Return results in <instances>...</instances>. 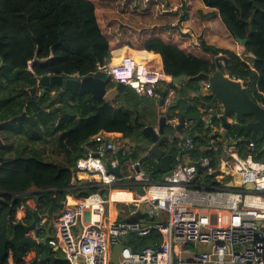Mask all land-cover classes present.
I'll return each mask as SVG.
<instances>
[{
	"label": "trees",
	"instance_id": "obj_1",
	"mask_svg": "<svg viewBox=\"0 0 264 264\" xmlns=\"http://www.w3.org/2000/svg\"><path fill=\"white\" fill-rule=\"evenodd\" d=\"M200 1L207 12L201 13V22L217 16L234 39L248 40L244 49L247 60L207 44L201 36L197 38L201 45L194 44L192 36L184 33L183 24L190 20L189 14L183 8L177 13L160 11L161 3L157 0H124L118 9L111 5V0H0V132L7 133V125L17 120H50L53 133L59 135L58 149L66 157L64 163L52 162L31 154L34 151L15 150L11 143L0 146V199L5 200L0 203V230L2 216L10 209L16 194L38 191L30 197L39 199L38 211H27L22 223L29 226L36 220V214L43 216L48 210L56 209L54 200L63 203L67 189L74 185L71 169L76 168L85 147L96 135L119 133L132 141L143 140V128L152 124L146 117L156 119L155 112L144 106L148 99L124 85H118L116 100L106 104L91 95L72 96L64 88L56 90L57 86L45 88L37 77L91 76L97 72L98 65L110 62L113 51L125 47L160 55L164 71L174 78L196 77L216 72L214 51H217L229 59L226 74L241 80L254 100L264 106V0ZM132 3L136 5L134 8L140 6L142 12L128 11ZM163 7L166 11L174 9L170 4ZM135 53L142 55L140 57L148 55ZM36 56L40 61H48L31 65ZM196 86L194 81L181 86L182 100L177 107L180 116L185 114L187 122L192 123L200 116L201 101L198 97L188 101L187 97L196 91ZM57 105L62 108L52 110ZM189 130L188 134L193 137ZM199 133L200 137H193L195 150L191 156L195 162L209 159L206 176L210 170L218 168L225 154L221 145H211L210 130L200 126ZM0 140L4 139L0 136ZM238 151L243 158L248 155L245 146H240ZM254 155L257 161L264 162V150H257ZM175 156L176 152L174 159ZM151 173L155 179H160L156 167ZM211 181L208 176L207 182ZM20 206L17 204L15 208ZM15 219L13 214L8 235L21 240L25 231L18 226L20 223L12 224ZM129 219L148 221L141 211ZM160 242L161 235L153 230L146 237L132 236L130 246L140 252ZM30 250H22L21 257ZM35 251L44 259L41 264H53L46 247L38 246ZM9 254L14 256L15 262H20L12 247ZM54 264L68 263L59 257Z\"/></svg>",
	"mask_w": 264,
	"mask_h": 264
},
{
	"label": "built area",
	"instance_id": "obj_2",
	"mask_svg": "<svg viewBox=\"0 0 264 264\" xmlns=\"http://www.w3.org/2000/svg\"><path fill=\"white\" fill-rule=\"evenodd\" d=\"M117 51L111 53L108 64L98 65L97 72L111 77L114 84L129 87L138 96L157 102L162 98L161 91L167 90L159 113L161 117L170 114L182 85L174 83V77L164 71L161 63H142L130 56L115 63L120 55L113 57ZM199 85L200 90L191 92L190 99L200 93L207 96L202 90H209L210 82L203 80ZM208 118V110L204 109L203 123L206 124ZM169 120L167 125L176 129L179 118ZM185 126L190 129L192 122H186ZM122 137L102 132L93 138V142L100 145L99 149L88 151L78 160L73 181L75 175L79 179L87 176L94 184L82 189L74 185L68 188L61 213L51 218L41 217L27 236L39 242L52 225V237L47 244L55 253H61L68 264H112L114 247L124 245L128 235L146 237L153 230L161 235L160 244L140 252L124 245L119 264H264V162L255 159V143L249 145L245 158L237 148L230 146L222 173L218 169L210 170L208 176L212 181L203 184L197 182L196 164L189 161L195 150L194 138L189 134L171 139L177 146L171 176L155 179L151 171L145 169L148 159L136 161L131 157L127 161L128 175L117 176L107 169L101 157L103 151L115 157H128ZM228 141L234 144L236 139L228 137ZM199 162L204 170L209 167V159ZM110 164L118 167L119 159L115 158ZM136 188H143L145 195L139 196ZM88 190L92 191L90 196H80L71 204L72 193ZM103 190L104 194H99ZM114 191L135 194V199L128 202L131 210L122 214L116 212V201L110 196ZM35 194L38 191L15 195L28 198L27 203L19 207L22 211H38L37 198H30ZM142 206L148 221L130 220ZM15 218L12 224L20 223L17 214ZM19 261L15 262L14 256L9 255L6 264H41L44 259L30 250Z\"/></svg>",
	"mask_w": 264,
	"mask_h": 264
},
{
	"label": "water",
	"instance_id": "obj_3",
	"mask_svg": "<svg viewBox=\"0 0 264 264\" xmlns=\"http://www.w3.org/2000/svg\"><path fill=\"white\" fill-rule=\"evenodd\" d=\"M161 3H164L166 0H159ZM185 34L191 35L193 38V42H196V36L192 31H184ZM235 41L244 48H246L248 40H241L236 38ZM215 54V64L217 67L216 72L212 74H204L201 73L196 77H187L182 75L180 77L174 78V83L178 86L190 81H194L197 83L196 90H200L199 83L203 80L210 82L209 90H202L206 92L207 96L204 97L202 93L198 95V99H200L199 106V118L195 121L190 127V134L193 135L194 138L200 137L199 127L204 126L205 129L210 130L211 136V145L219 146L221 144H226V148L230 146H234L235 148H239L240 146L249 147L251 143H255L257 146V150H264V106L254 100L250 89L245 87L241 80H235L226 74V69L229 66V59L220 55L219 52L214 51ZM48 60L40 61L38 57L34 59L31 65H34L38 62L46 63ZM39 83L45 87H62L64 88L70 95L77 97H84L86 95H91L94 99L102 100L106 104L114 102L119 95L118 86L112 87L111 77L106 76L103 72H96L95 74L87 77H77L72 76L66 79L64 76H44L42 78L37 77ZM167 90L161 91V100L160 105L163 104V98L166 96ZM44 95V92H42ZM206 98H211L210 101H206ZM181 95L179 94L177 97V104L173 109H176L181 100ZM188 101H192L189 97H187ZM62 108V106H60ZM54 108L53 110H55ZM208 110V122L203 123L202 116L203 110ZM176 116L174 114H167L163 116L159 120V130L158 133L154 130L153 126H147L143 129L142 134L152 143V145L147 143H142L141 146L149 151V153L157 158L160 163L157 164V170L161 174L162 179H165L172 175L173 167H174V157H173V149L174 146H170L167 152L161 150V145L167 140L165 136L166 130V121L167 119H173ZM179 118V125L176 127L177 131H182L186 129L187 116L182 114ZM160 135L162 136L160 140ZM228 137H233L236 139V142L232 144L228 141ZM130 143V141H129ZM3 145L0 140V146ZM132 148H136L137 145L130 143ZM107 154V152H105ZM107 169L116 174L119 177H122L121 169L125 162H127L130 158H121L119 159V166L113 168L111 164L107 161L105 156L101 157ZM197 166V179L202 174L203 167L200 162L196 163ZM139 172V170H137ZM71 172H74V168L71 169ZM208 175L204 176L202 179V183L206 184V180ZM252 190L255 189L253 185H251ZM136 193L139 196L145 195V190L143 188H136ZM104 190L100 191L99 194H104ZM80 196H90L92 191H81ZM27 196H16L13 199V203L10 206V209L3 214L2 216V225L0 230V264H6V261L9 257V248L12 247L15 250V255L18 260L21 259V251L26 248H30L31 250H35L38 246H44L47 248L50 257L49 260L53 262V264L58 260L55 258V252L48 246L47 242L51 239V229L52 225H49L44 238H42L39 242L30 238L26 234L33 230L41 217L51 218L53 214V209L48 210L45 215L40 216L36 214V220L34 223L29 225H24L20 222L21 225H18L25 231V237L21 240H18L16 237H10L8 235V227L10 224V217L17 212L18 209L15 208V205H25L27 203ZM39 202V199H37ZM4 199H0V203H4ZM55 206L54 208H59L60 211L64 209L63 204H58L54 200ZM33 212V211H32ZM141 212L145 214L144 207H141ZM36 213V212H35ZM131 235L127 236L126 242L124 245L129 246L131 242ZM124 245H118L114 247L112 252V264H119V257L124 248Z\"/></svg>",
	"mask_w": 264,
	"mask_h": 264
},
{
	"label": "rangeland",
	"instance_id": "obj_4",
	"mask_svg": "<svg viewBox=\"0 0 264 264\" xmlns=\"http://www.w3.org/2000/svg\"><path fill=\"white\" fill-rule=\"evenodd\" d=\"M141 1H148V0H141ZM158 3L160 2L159 0H157ZM121 2V3H120ZM124 0L120 1V0H111V5L115 8L118 9L119 7L122 6ZM135 2H138V0H135ZM161 3V2H160ZM159 3V4H160ZM166 4H170L171 7H173L174 9L166 11L163 7ZM201 1L200 0H166L164 3H161L160 5V11H164V12H178L180 10V8H183V10H185L190 17V20L185 22L183 24L184 29H187V31H192L193 34L196 36V39L201 36V34L196 33L195 31L198 30V28H200L198 25L200 24V19L203 13V11L206 10V8L202 7L203 5H201ZM136 6V5H135ZM134 3H132V7L128 8V11H132L134 10V12H142V9H139L140 6H137V8H134ZM141 6H143V3L141 2ZM134 8V9H133ZM203 8V9H202ZM164 9V10H163ZM202 10V12H201ZM144 12V11H143ZM202 13V14H201ZM177 24V23H176ZM224 25L221 21V19L219 17H215L213 19V25L211 28H209L206 31L205 34L208 36V40H206L207 38H205L204 40L207 42V44L215 46L216 48L220 49V50H229L231 52H234L235 54H237L238 56L245 58V48L244 46H242L239 43H235V39L231 36L229 39H219L218 37H220V31L224 30L223 29ZM212 32V36L213 37H209V35ZM202 38H204L203 36H201ZM194 43V42H193ZM197 45H201L199 43L198 40H196L195 42ZM194 43V44H195ZM125 49V48H124ZM220 55H224L222 53H219ZM131 56H135L134 53L132 52L131 54H128ZM117 53L113 54V57H116ZM247 60V59H246ZM183 85V84H182ZM114 86V84L112 83V87ZM56 87V86H54ZM62 87H57L56 90H61L63 91ZM53 95H55V92L53 93ZM148 99V98H145ZM52 102V101H51ZM54 108H60L58 105L54 106ZM52 109V110H53ZM7 130L8 132L6 133L5 131H1L0 132V136L4 139L2 141V143L4 144H12L14 149L16 150H21L24 149L26 150L27 153L34 151L33 155H38L40 156V153L38 151V148L41 146H45L47 145L50 149V151H52V149H54L55 147H58V140H59V135L53 133V122L50 120H47V122H43L41 120H38L37 122H33V121H29V122H21L20 120H17L15 122L9 123L7 125ZM51 139H50V138ZM37 138V140H36ZM221 147L224 151V153L226 154V146L224 144H221ZM58 150V149H57ZM245 151L247 152V148L245 147ZM61 152V151H58ZM12 154H14V152H12ZM62 157L60 158V162H65V155L63 153ZM128 157H132L133 160H137L142 158V154H140L139 156L137 154H135V151H132ZM50 161V160H47ZM53 162V161H52ZM124 167H126L127 169L125 170L124 173H126L124 176L126 177L129 173V168L127 165H124ZM108 194V193H107ZM129 198L133 199V196L131 193L128 194ZM56 211L58 212L57 209H53V212ZM60 258H62V255H58Z\"/></svg>",
	"mask_w": 264,
	"mask_h": 264
},
{
	"label": "crops",
	"instance_id": "obj_5",
	"mask_svg": "<svg viewBox=\"0 0 264 264\" xmlns=\"http://www.w3.org/2000/svg\"><path fill=\"white\" fill-rule=\"evenodd\" d=\"M202 3V2H201ZM201 5H203V4H201ZM203 8L205 7L204 5L202 6ZM202 8V9H203ZM206 8V7H205ZM203 13L204 14H206L207 12L206 11H203ZM215 17H213V18H211V19H209L208 21H206V22H201L200 21V24L198 25L200 28H198V30L197 31H195L196 33H199V34H201V36H203L204 37V39L205 38H207L206 40H208V36L206 35L207 33V30L209 29V28H211L212 27V25H213V19H214ZM223 29L224 30H221L220 31V37H218L219 39H222V40H224V39H229L230 37H231V35H230V33L226 30V28L225 27H223ZM184 31H187V29H184ZM204 31H206V32H204ZM206 33V34H205ZM200 37V36H199ZM209 37H213L212 36V32H211V34L209 35ZM235 43H236V41H235ZM126 49V51H127V53H123L122 55V57H124V56H127L128 54H131L132 52L134 53V57L137 59V60H139L140 62H142V63H145V62H154L155 64H159V63H161L162 64V58H161V56L160 55H157V54H154V53H150V52H147V51H138V50H133V49H130V48H128V47H126L125 48ZM124 50V48L123 49H120L119 51H117L116 53L118 54H121V51H123ZM138 52V53H146V54H148V55H146V56H144V57H140V56H142V55H137L135 52ZM150 53V54H149ZM151 55H154V60H150V59H146V57L147 56H151ZM141 59V60H140ZM145 59V60H144ZM115 60H116V58H115ZM243 83V82H242ZM142 98V97H141ZM182 98V97H181ZM145 99V98H144ZM182 100V99H181ZM180 100V101H181ZM144 106L145 107H147V108H150V110L151 111H153V112H155V114H156V119H155V117H150V116H147L146 117V120L148 121V123H152V124H150V126H153L155 129V131L158 133V130H159V125H160V123H159V120H160V118H161V116H160V101L159 102H157L156 100H154V99H150V98H148V102H146L145 101V104H144ZM177 109V108H176ZM172 109V110H170V114H174L175 116H177V117H179L180 116V110L179 109ZM149 112H147V114H148ZM168 121H170L169 119H167V121H166V124L168 123ZM187 121H189V120H187ZM190 123V122H189ZM193 124V123H192ZM147 127V126H146ZM145 128V127H144ZM143 128V129H144ZM187 130L188 129H184V130H182V131H177L176 129H173V128H171L170 126H168V125H166V130H165V133H166V137H167V140L164 142V144L166 145V148H164L163 147V145H161V150H165V152H167L168 151V149L170 148V146L172 145V146H174V149H173V153L174 152H176L177 153V146H176V141H172L171 139H174V138H176L178 135H181V134H188V132H187ZM115 134H119V133H115ZM119 136H123V135H121V134H119ZM144 137V139L143 140H139V141H132V140H130V139H128V138H125L124 136L122 137L123 139H122V141H123V143L125 144V146L127 147V149H128V154H130L132 151H135V154H137L138 156L140 155V154H142V158H140V159H143V158H145V159H148V161L147 160H145L146 162H147V164H146V166H145V169H149L150 171L151 170H153L154 169V167H156V169H157V164L158 163H160V161L157 159V158H155L154 156H152L150 153H149V151H147V150H145L142 146H141V144L142 143H147V144H150V145H152V143L148 140V138H146L145 136H143ZM50 138V137H49ZM161 138H162V136L160 135V140H161ZM51 139V138H50ZM129 141H130V143H133V144H136L137 145V147L136 148H132L131 146H130V143H129ZM8 144V143H7ZM3 145H4V143H3ZM225 146H226V144H224ZM99 144H96V143H94V142H92V143H90V145L89 146H86L85 147V151L83 152V154H84V156L88 153V151H98V149H99ZM217 147V146H216ZM168 148V149H167ZM50 148L47 146V145H45V146H41V147H39L38 148V151H39V153H40V156H41V158L42 159H44V160H50V161H57V160H60V158L62 157V154L61 153H63V152H58V151H60L57 147H55L54 149H52V151H50L49 150ZM58 149V150H57ZM228 148H226V154H225V156L220 160V163H219V166H218V170L220 171L219 173L221 174L222 173V170L224 169V167H225V165H224V162L225 161H227L228 159H229V156H228V150H227ZM259 151V150H258ZM248 152V151H247ZM64 154V153H63ZM103 156H105L106 157V159H107V161L109 162V163H111V162H114V160H115V158H118V156H121V155H118L117 157H115V156H113L112 154H110L109 152H107V154L105 153V151H103V154H102ZM83 156V157H84ZM122 158V157H121ZM131 159H132V157H131ZM140 159H137L136 161H139ZM65 160H66V157H65ZM189 161H191V162H193V163H197V162H195L193 159H192V156L190 155V159H189ZM60 162V161H59ZM199 162V161H198ZM124 165H127V162H125L124 164H123V166H122V169H121V173H122V176L124 177V175L126 174V173H124L125 172V170L127 169L126 167H124ZM216 169V170H217ZM75 170V169H74ZM128 170V169H127ZM158 171V170H157ZM204 172H205V170H204V168H203V171H202V174L199 176V178H198V181L197 182H202V179H203V177H204ZM159 173V172H158ZM160 174V173H159ZM162 178V176H161V174H160V179ZM207 181V180H206ZM226 181V180H225ZM72 184H74V186L75 187H77V188H80V189H82V188H87V187H89V186H91V185H93L94 183H92L91 182V180L86 176H84L82 179H79V178H77V176L75 175V180L72 182ZM80 192V191H79ZM79 192H74V193H72L71 195L74 197L70 202H71V204H73V202H76L77 200H78V198H80V194H79ZM129 193H131V192H127V191H114V192H111V194H110V196H111V198H112V200H114V201H116L115 203H114V208H115V210H116V212H118L119 214H122V213H124V212H126V211H128V210H131L132 208L130 207V205H129V203L128 202H131V201H133L134 199H135V194L134 193H131L132 194V196H133V199H131V198H129ZM106 195H108V194H106ZM65 201H66V198H65ZM64 201V202H65ZM63 202V203H64ZM30 205L33 207V204L32 203H30ZM30 206V207H31ZM31 207V208H32ZM20 208H22V207H20ZM20 208H18V212H17V218H18V220H20V222H24V220H25V218H26V215H27V211L25 210V211H22ZM61 213V211H58V212H56V211H54L53 212V214H52V217H54V216H57V215H59ZM142 213V212H141ZM143 214V213H142ZM143 215H145V214H143ZM24 225H26L27 226V224L26 223H24ZM62 255L61 253H55V258L56 259H58L59 260V257L57 256V255ZM50 255V254H49ZM63 256V255H62ZM63 258V257H62Z\"/></svg>",
	"mask_w": 264,
	"mask_h": 264
},
{
	"label": "bare ground",
	"instance_id": "obj_6",
	"mask_svg": "<svg viewBox=\"0 0 264 264\" xmlns=\"http://www.w3.org/2000/svg\"><path fill=\"white\" fill-rule=\"evenodd\" d=\"M123 53H127L126 49H124V50L121 52V54H120L119 56L116 57L115 63H118V62H119V59L122 58V56H123L122 54H123ZM129 56H130V55H129ZM131 57L135 58L134 56H131ZM146 59H150V60L152 59V60H154L155 58H154V55H151V56H147ZM140 60H141V59H140ZM144 60H145V59H144Z\"/></svg>",
	"mask_w": 264,
	"mask_h": 264
},
{
	"label": "clouds",
	"instance_id": "obj_7",
	"mask_svg": "<svg viewBox=\"0 0 264 264\" xmlns=\"http://www.w3.org/2000/svg\"><path fill=\"white\" fill-rule=\"evenodd\" d=\"M126 48V47H125ZM123 49V48H122ZM118 50H120V49H118ZM127 56H129V55H127ZM136 59V58H135ZM137 60V59H136ZM74 76H77V77H79V75H74ZM70 77H72V76H70ZM113 83V82H112ZM40 84V83H39ZM114 84V83H113ZM114 86H118V85H116V84H114ZM113 134H115V133H113ZM119 135V134H118ZM122 135V134H121ZM3 144V143H2Z\"/></svg>",
	"mask_w": 264,
	"mask_h": 264
},
{
	"label": "flooded vegetation",
	"instance_id": "obj_8",
	"mask_svg": "<svg viewBox=\"0 0 264 264\" xmlns=\"http://www.w3.org/2000/svg\"><path fill=\"white\" fill-rule=\"evenodd\" d=\"M58 204H63V203H58ZM56 209H57L58 211H60L59 208H56ZM16 214H17V212L15 213V217H16Z\"/></svg>",
	"mask_w": 264,
	"mask_h": 264
}]
</instances>
